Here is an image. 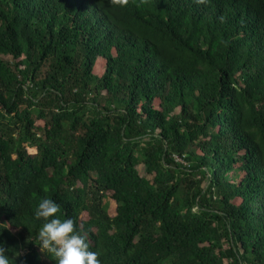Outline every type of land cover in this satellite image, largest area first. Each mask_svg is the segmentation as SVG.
I'll return each mask as SVG.
<instances>
[{
	"label": "trees",
	"instance_id": "obj_1",
	"mask_svg": "<svg viewBox=\"0 0 264 264\" xmlns=\"http://www.w3.org/2000/svg\"><path fill=\"white\" fill-rule=\"evenodd\" d=\"M44 198L101 264H264V0H0L12 264Z\"/></svg>",
	"mask_w": 264,
	"mask_h": 264
},
{
	"label": "clouds",
	"instance_id": "obj_2",
	"mask_svg": "<svg viewBox=\"0 0 264 264\" xmlns=\"http://www.w3.org/2000/svg\"><path fill=\"white\" fill-rule=\"evenodd\" d=\"M127 2L112 0L113 4L121 7ZM59 212L60 205L51 198H44L38 203L34 217L37 221H43L37 235L40 251L52 255L57 264H101L99 253L90 251L89 243L77 231L74 220L60 218L57 215ZM7 252L8 249L0 243V264H12Z\"/></svg>",
	"mask_w": 264,
	"mask_h": 264
},
{
	"label": "rangeland",
	"instance_id": "obj_3",
	"mask_svg": "<svg viewBox=\"0 0 264 264\" xmlns=\"http://www.w3.org/2000/svg\"><path fill=\"white\" fill-rule=\"evenodd\" d=\"M104 66H105L104 62L102 60H98L96 66H94L93 73L94 74H102L104 72ZM42 124H43L42 121L36 122V125H42ZM30 151H33V149H30ZM137 168H138L139 173L141 175L146 176L148 178H151L150 175L145 173V169H144V166L142 164L138 165ZM191 178L201 180L200 186L203 187L204 189L207 187L208 180L202 179V177L198 173L193 174ZM114 208H115V204L113 203V201L107 202V209H108L109 214H113Z\"/></svg>",
	"mask_w": 264,
	"mask_h": 264
}]
</instances>
